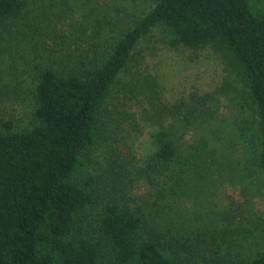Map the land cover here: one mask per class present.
I'll use <instances>...</instances> for the list:
<instances>
[{"label": "trees", "instance_id": "16d2710c", "mask_svg": "<svg viewBox=\"0 0 264 264\" xmlns=\"http://www.w3.org/2000/svg\"><path fill=\"white\" fill-rule=\"evenodd\" d=\"M26 5L0 0V42ZM158 27L171 47H210L238 70L239 108L251 109L255 126L247 118L229 126L242 178L263 182L264 12L254 11L251 0H158L111 48L94 45L63 54L62 65L39 68L33 126L14 130L11 123L2 124L0 264H105L106 248L110 264H264L263 216L247 200L228 194V205L210 222L192 209L214 195L218 163L206 138L188 147L184 143L196 121L218 118L206 112L192 116L197 106L158 128L156 149L143 162H109L108 168H118L114 175L141 178L147 193L141 204L130 206L114 179L97 234H78L82 215L101 193L94 184L103 176L90 174L85 165L96 148L114 143L130 122L131 116L109 109L110 101L124 84L121 75L134 66L138 44ZM186 214L198 215L188 227L179 221Z\"/></svg>", "mask_w": 264, "mask_h": 264}, {"label": "rangeland", "instance_id": "374dc122", "mask_svg": "<svg viewBox=\"0 0 264 264\" xmlns=\"http://www.w3.org/2000/svg\"><path fill=\"white\" fill-rule=\"evenodd\" d=\"M24 1L23 14L10 20L0 42V130L8 122L14 130L33 126L39 68L62 65L63 54L89 50L94 45L102 51L111 48L118 36L148 14L158 0ZM251 5L254 11L264 12V0H251ZM133 63L132 70L121 75L124 84L114 91L109 105V109L119 111V116H131L130 122L124 123L114 143L96 148L90 164L85 165L90 174L103 176L94 184L101 193L82 215L78 234H97L114 179L115 186L127 193L120 194L130 206L142 203L148 190L144 181L134 174L128 176L138 179L114 175L118 168H108L109 162L117 158L130 160L131 166L143 162L156 149L158 128L172 124L174 116H186L194 106L198 111L192 116L218 118L212 123L196 121L187 130L184 143L188 147L206 138L218 153V163L212 174L214 195L203 203L197 201L192 209L210 222L219 218L230 194L235 201L247 200L250 209L264 220V180L251 183V179L242 178L243 165L229 126L245 118L255 126L251 109L239 108L242 83L238 70L210 47L199 51L171 47L168 34L160 27L138 44ZM197 216L186 214L179 221L188 227L187 222ZM104 259L110 264L108 248Z\"/></svg>", "mask_w": 264, "mask_h": 264}]
</instances>
